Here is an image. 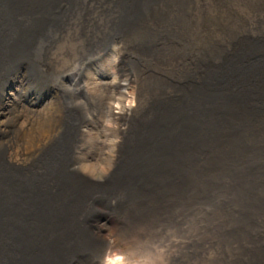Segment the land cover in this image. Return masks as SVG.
Instances as JSON below:
<instances>
[{
  "label": "bare ground",
  "instance_id": "bare-ground-1",
  "mask_svg": "<svg viewBox=\"0 0 264 264\" xmlns=\"http://www.w3.org/2000/svg\"><path fill=\"white\" fill-rule=\"evenodd\" d=\"M0 10V264H99L109 238L145 264H264V0H0ZM158 46L154 63L174 66L153 64ZM22 66L29 80L9 92L4 78ZM38 91L54 98L39 116ZM243 156L260 215L215 262L186 235L188 213L215 197L199 186L233 176L228 161ZM84 168L109 171L98 182ZM91 186L106 189L110 225L84 221ZM182 202L157 256L155 216Z\"/></svg>",
  "mask_w": 264,
  "mask_h": 264
},
{
  "label": "rangeland",
  "instance_id": "rangeland-1",
  "mask_svg": "<svg viewBox=\"0 0 264 264\" xmlns=\"http://www.w3.org/2000/svg\"><path fill=\"white\" fill-rule=\"evenodd\" d=\"M127 47H128L127 49L129 50V52L132 53L133 47H130V46H127ZM166 47L167 46H158L157 48H155L154 56H153V60H152L154 65H157V66H174L173 65L174 63H172V64L163 63L162 64L160 62L161 64H159V65L154 63V61L159 62L158 57L162 52H164L166 50ZM168 57L169 56H167V57L163 56V58H165V59H167ZM106 63H107V64H105L106 68H109L108 62H106ZM183 64L185 65V63H183ZM184 65H182V66H184ZM137 66H144V64L141 63V64H138ZM14 72L12 74H10L11 76L9 77V79L11 78V80L9 82L12 81V83H14L15 81H18V79H19V81H21L19 84H21V83L25 82L26 80H29L28 70L25 67L22 66L19 68L17 73L16 72L14 73ZM94 73H97V72H94ZM148 75H152V74H148ZM142 77L147 78L144 75H142ZM159 77H162V74H159ZM64 80L69 81L70 77H68V78L65 77ZM9 82H7V87H8V90L10 92L14 88H9ZM146 82H144V83H146ZM147 84L150 85L149 82ZM35 86H39V88L41 87L39 84L38 85L34 84V87ZM38 92H40V91H38ZM38 92H36V93L34 92L33 94H35V95L33 96V94H32L31 98H32L33 103L35 105L36 110L35 109L34 110H35V112L38 113L36 115L39 116V114H40L39 110H42L43 108H45L49 104L50 101L54 100V98L52 99L53 95H52L51 91H48V92L47 91H41L40 92V96H41L40 98L41 99H40L36 95ZM39 100H40V102H39ZM151 103L152 102H149L146 100V101H143V103L139 107H135L136 110H135L134 114L132 115V117L130 118L129 122H127V124L133 123L134 121L136 122L139 119H141V117H143L146 114V112H148ZM137 112H138V114H137ZM141 112H142V114H141ZM19 124L21 125V123H19ZM263 147H264V145H263ZM242 159H243V163H242L243 165H241L239 163L235 164L232 161H228V163L233 165L230 167V172L234 174L233 176H228V175L217 176V177L211 178L205 184L200 185L199 188L202 191L213 192L215 197H210L209 199H206V198L197 199L196 200V202L198 203L197 206L201 207L200 212H198L199 214L194 213L192 211H190L188 213V223L189 224L185 225L186 235L187 236L199 235L201 238L202 245L206 246V248H207L206 257L213 259L215 262L217 260V256L220 257L219 251L222 252V250H220V249H222V245H225V244L228 245L232 241L231 239L233 236V232L234 233L239 232V228H242V222L244 221V222H246V224L247 223L249 224L251 222H256V218H258L260 215L259 214L260 208H258L257 206L260 204V202L262 200L261 191H259L258 188L256 189L255 187H252V186L248 187L245 180L243 179V176L241 175V173L238 172V170L239 171L242 170V166L251 168V165L254 163L248 161L244 156L242 157ZM246 160H247V162H246ZM9 163H11V162H9ZM256 165H258L260 167V164H256ZM245 172L248 174V172L246 170H245ZM99 189H100V191H99ZM105 190H106L105 188H97V187L91 186V188H89V189L84 188L82 191V193L84 195L88 196L91 200V204L88 207V209L90 208V213L85 215L84 221L88 226H91L92 228L97 226V225L105 226L106 224L109 223V221H111V219H109V215H107V212H105V204H106ZM191 190H193V189H191ZM193 196H194V190H193V192L189 193L188 201H190ZM175 198L178 199L179 196H176ZM201 200L207 201L205 203V206L203 209H202L201 203H199V202H201ZM207 203L209 204V206L206 205ZM184 205H185V202H182L176 209H174L172 211V213H161L160 212L159 213L160 215L158 214L155 216V218L159 219V221H160L159 224H161V225H158L156 228L151 230L152 232H151L150 236L157 238L158 241L160 240V242H154L152 244L151 243L148 244L149 249L151 251H153V253L156 252L155 255L158 256L161 253V251H162V248H161L162 243L161 242H164L168 238V237H165V239H163L162 236L168 235V234L172 233L173 230H175V227H172V224L167 220V216H173L174 217V213L183 211ZM226 206H229L232 209L231 215L226 214V212H225ZM213 212H215V213L222 212V214L224 215V218L226 220L225 223H222L220 221V219L218 218L217 214L215 215ZM250 212H252V213H250ZM192 213L194 214L193 216H191ZM206 215L207 216L209 215V216H208V218L204 219ZM193 218H197V222L199 223L198 226H196V224H195L196 220ZM207 219L211 222V224L213 221H216L217 225H219V226L224 225V226L220 229V231L214 230L212 225L210 226L207 224H203V222H205ZM192 220H193V222H192ZM108 225H110V224H108ZM187 225H188V227H187ZM108 229H109V226H106L103 228V230H105V231H107ZM151 229H152V227H151ZM180 229H181V227H180ZM147 231H149V230H147V228H146V232ZM222 233H225V234L223 235ZM160 234H162V235H160ZM233 238H234V236H233Z\"/></svg>",
  "mask_w": 264,
  "mask_h": 264
},
{
  "label": "clouds",
  "instance_id": "clouds-1",
  "mask_svg": "<svg viewBox=\"0 0 264 264\" xmlns=\"http://www.w3.org/2000/svg\"><path fill=\"white\" fill-rule=\"evenodd\" d=\"M78 166H74L76 168ZM85 174H89L91 178L98 182H103L108 175V169L103 171V174L89 172L87 168L81 169ZM115 203V201H113ZM109 246L105 250L104 255L99 261V264H145V259L142 256H137L134 251L124 252L113 247L114 240L109 238Z\"/></svg>",
  "mask_w": 264,
  "mask_h": 264
},
{
  "label": "water",
  "instance_id": "water-1",
  "mask_svg": "<svg viewBox=\"0 0 264 264\" xmlns=\"http://www.w3.org/2000/svg\"><path fill=\"white\" fill-rule=\"evenodd\" d=\"M3 18V14L2 12L0 11V21H2ZM5 57L4 56H0V62L4 59Z\"/></svg>",
  "mask_w": 264,
  "mask_h": 264
}]
</instances>
